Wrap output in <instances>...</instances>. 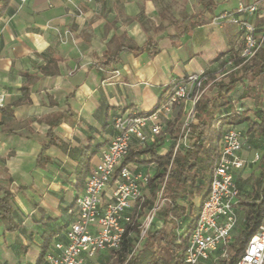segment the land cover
<instances>
[{"label": "crops", "instance_id": "obj_1", "mask_svg": "<svg viewBox=\"0 0 264 264\" xmlns=\"http://www.w3.org/2000/svg\"><path fill=\"white\" fill-rule=\"evenodd\" d=\"M239 1L8 0L4 7L0 0V12L4 8L0 13V198L5 190L13 194L11 218L16 226L8 230L0 221V264H47L39 261L45 243L49 248L65 242V232L78 216L76 198L118 133L114 117L152 113L173 80L199 72L211 80L202 94L209 98L216 91L214 82L240 68H225L240 45L236 27L211 24L214 16L234 11ZM262 4L251 18L258 33L264 27V18L259 17ZM190 16L200 23L190 27L185 20ZM148 41L157 45L154 56L146 47ZM131 47L144 50L135 54L126 49ZM246 87L254 95L245 98ZM236 91L239 103L232 99ZM230 99L216 117L231 109L234 101L252 118L253 111L255 116L264 110V78L237 84ZM191 108L187 101L158 113L160 133L144 146L133 140L128 153L152 148L155 156L183 154L182 125ZM193 119L192 124H197L196 113ZM236 128L244 135L247 123ZM50 140L45 149L50 162L37 166V157ZM248 144L239 153L245 164L234 171L238 178L253 165H259L258 176L263 166V138L254 134V145ZM255 154L259 159L252 162ZM151 158L150 153L141 154L126 167L151 178L157 170ZM234 181L240 191L241 219V203L248 201L242 194L246 184L235 177ZM143 194L148 199L147 187ZM184 200L178 203L185 206ZM189 203L194 204L193 198ZM134 207L127 210L128 216ZM197 211L194 206L192 214L179 221L187 227ZM162 225L158 215L152 218L151 229ZM132 238L137 251L141 241ZM110 252H101L89 263L108 264ZM226 259L217 250L206 264H223Z\"/></svg>", "mask_w": 264, "mask_h": 264}, {"label": "built area", "instance_id": "obj_2", "mask_svg": "<svg viewBox=\"0 0 264 264\" xmlns=\"http://www.w3.org/2000/svg\"><path fill=\"white\" fill-rule=\"evenodd\" d=\"M261 3L263 9L259 17L264 18V0H241L234 11L223 12L212 18V25L235 26L240 35L237 54L227 61L225 68H233L235 59H239L241 64L250 61L263 47L264 27L258 33L251 21L252 17L259 14ZM210 81L204 72L173 80L169 84V91L152 113H124L114 117L113 126L118 133L102 151L99 163L87 176L83 191L76 198L78 216L66 230L65 242H58L44 252L43 260L47 264H90L89 261L101 252L119 249L125 227L131 220L127 210L144 198L143 189L150 179L149 174L121 167L132 141L136 140L141 146L148 141L153 142L161 131V126L157 123L158 113H168L174 105L190 101L192 108L187 113L181 132V140L186 149V139L191 136L190 125L194 120L195 103L203 94L204 84ZM243 111V107L232 101V108L216 117L217 125H220V120L224 117L241 116ZM146 128L149 133L145 132ZM220 132L216 141L217 159L207 196L193 216L191 230L186 236L182 264H206L211 254L217 250H221L222 258H228L232 234L239 222L237 208L240 191L234 181V171L242 169L245 164L239 156L245 144L244 138L234 125L224 126ZM179 142L180 140L177 143ZM258 159L259 155L255 154L252 162ZM152 218L153 216H148L146 221L151 223ZM177 224L175 234L179 240L181 236H185L187 227L180 221ZM146 226L148 224L142 222L141 230ZM144 232L141 231L140 239ZM236 264H264V216Z\"/></svg>", "mask_w": 264, "mask_h": 264}, {"label": "trees", "instance_id": "obj_3", "mask_svg": "<svg viewBox=\"0 0 264 264\" xmlns=\"http://www.w3.org/2000/svg\"><path fill=\"white\" fill-rule=\"evenodd\" d=\"M8 0H4L6 7ZM4 8L1 10V12ZM0 12V13H1ZM195 16L187 17L185 20L190 21V27L200 22L196 21ZM146 47L152 48L151 56L157 54V45L148 41ZM135 54L140 53L144 48H126ZM235 65L240 66L241 72H230L224 78L214 82L213 87L216 89L211 97L201 96L195 103L194 110L197 116V124H191L190 130L192 135L189 137L188 147L183 154L169 152L163 156H155L152 148L139 149L128 153L121 167L126 166L141 154L150 153L151 161L157 163L155 174L149 179L147 188L149 191L148 199L143 198L135 204L130 222L125 227V233L119 249L110 252L108 264H182L183 256L187 244V235L191 230L192 220L185 230V236L179 240L174 234L179 221L192 214L194 204L182 206L178 201L185 199L188 190H197L198 196H201V204L207 196L209 183L211 180L214 165L217 159L216 141L220 137V131L227 125H240L247 123V134H257L264 140V110L253 111V117L248 116L246 110L241 116H226L220 120L217 125L216 113L231 103L230 94L234 91L237 84L245 83L249 77L264 78V44L255 56L248 62L241 64L239 59H235ZM245 98L254 95L249 87L245 88ZM254 99V98H253ZM163 100V99H162ZM161 100V102H162ZM242 107V106H241ZM255 117V119H254ZM181 111L176 121H180ZM174 125L171 124L170 128ZM53 142L50 140L41 150L37 157V166H45L50 159L45 153V149ZM263 164L257 178L253 181L254 197L251 200L243 201L244 207L243 227L240 233L235 237L234 244L230 247L229 256L223 264H236L240 258L246 244L251 236L257 230L264 216V153L261 156ZM200 181V182H199ZM164 183L162 197L165 204L157 213L162 219L163 225L160 229H149L143 238L139 239L141 223L138 221L143 214V209L151 206L155 202V194ZM13 194L5 190L0 198V221L7 225L8 230L16 228L11 218V200ZM201 206V205H200ZM169 225L170 228L167 226ZM141 241V247L135 250L134 240ZM47 243L42 248L39 261L43 260Z\"/></svg>", "mask_w": 264, "mask_h": 264}, {"label": "rangeland", "instance_id": "obj_4", "mask_svg": "<svg viewBox=\"0 0 264 264\" xmlns=\"http://www.w3.org/2000/svg\"><path fill=\"white\" fill-rule=\"evenodd\" d=\"M235 72H237L239 74L241 72V68H238ZM249 79H251V78L249 77ZM252 81H254V77L253 76H252ZM232 99L235 100L236 102L240 101V96L238 95V91H236L233 94V98ZM251 104L254 106V102L251 103ZM243 109H245V107H243ZM243 138H244V143H245L244 145L245 146H246V144H247V146L249 145L248 144L249 141L252 142V144L254 145V134L248 135V134L245 133L243 135ZM258 171H259V165H258V167H254V165H253L251 168H249L247 170V172H246L247 175H246V173H239L240 174L239 178H238L237 174L234 175L236 182H238L240 180V181H243V184H246V186L244 188H242V194H243L245 200H251L254 197V193L252 191V183H253L254 177L257 176ZM164 183L165 182L162 183L160 189L157 190V192L155 194V202H154V204L149 206V207H147V208H145V209H143V214L139 218V221L141 220V224H142V222H145L146 225L148 224V226H146L145 228L142 229V230L145 231L144 234L147 232V230H149L151 228L150 227L151 223H149L148 220L146 221V218L148 216H153L154 217V216L158 215L157 213L159 212V210H161L163 208V206L165 204V200L162 197V192H163V187H164L163 184ZM196 191L195 190H188V192H187V194L185 196V200L183 201V204L185 206H188L189 202H191V200L193 198L194 206H195V208L197 210V209H199V207L201 205V196H198ZM144 198L146 199L145 196H144ZM243 220H244V218H243V215H242L241 219H239V222H238V224L236 226V230L232 234V240H231L230 247L234 244L235 237L242 230L241 227H243V225H242ZM167 227L170 228L169 225ZM142 230L140 229V233H141ZM144 234H143V236H144ZM143 236H142V238H143ZM139 239H140V234H139ZM140 247H141V243H140L139 247H136L137 251L140 249ZM230 247H229V251H230Z\"/></svg>", "mask_w": 264, "mask_h": 264}]
</instances>
